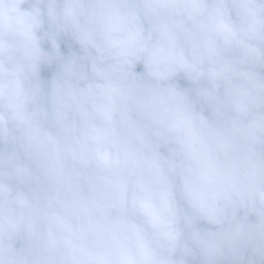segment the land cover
Here are the masks:
<instances>
[{
  "label": "clouds",
  "instance_id": "clouds-1",
  "mask_svg": "<svg viewBox=\"0 0 264 264\" xmlns=\"http://www.w3.org/2000/svg\"><path fill=\"white\" fill-rule=\"evenodd\" d=\"M0 264H264V0H0Z\"/></svg>",
  "mask_w": 264,
  "mask_h": 264
},
{
  "label": "trees",
  "instance_id": "trees-1",
  "mask_svg": "<svg viewBox=\"0 0 264 264\" xmlns=\"http://www.w3.org/2000/svg\"><path fill=\"white\" fill-rule=\"evenodd\" d=\"M62 47H63V45H62ZM65 51H66V49H65ZM44 74H45V76L49 75L48 72H47V70L45 71Z\"/></svg>",
  "mask_w": 264,
  "mask_h": 264
}]
</instances>
